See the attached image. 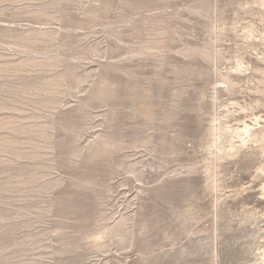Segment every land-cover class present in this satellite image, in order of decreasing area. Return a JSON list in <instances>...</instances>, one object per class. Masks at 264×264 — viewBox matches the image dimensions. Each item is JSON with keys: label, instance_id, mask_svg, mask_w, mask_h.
Instances as JSON below:
<instances>
[{"label": "rangeland", "instance_id": "obj_1", "mask_svg": "<svg viewBox=\"0 0 264 264\" xmlns=\"http://www.w3.org/2000/svg\"><path fill=\"white\" fill-rule=\"evenodd\" d=\"M0 264H264V0H0Z\"/></svg>", "mask_w": 264, "mask_h": 264}, {"label": "bare ground", "instance_id": "obj_2", "mask_svg": "<svg viewBox=\"0 0 264 264\" xmlns=\"http://www.w3.org/2000/svg\"><path fill=\"white\" fill-rule=\"evenodd\" d=\"M245 134L246 133H248L247 135H249L250 133H251V130H252V127H250V125H248V124H246L245 123ZM240 132V131H239ZM244 133V132H243ZM236 134V133H235ZM244 135V134H243ZM239 138H241V134L239 135V133H238V135H237ZM243 137V136H242Z\"/></svg>", "mask_w": 264, "mask_h": 264}]
</instances>
